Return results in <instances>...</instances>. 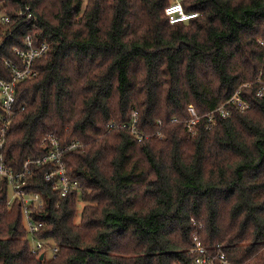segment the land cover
<instances>
[{
  "label": "trees",
  "instance_id": "1",
  "mask_svg": "<svg viewBox=\"0 0 264 264\" xmlns=\"http://www.w3.org/2000/svg\"><path fill=\"white\" fill-rule=\"evenodd\" d=\"M0 0V76L30 34L49 47L38 74L16 87L2 149L13 170L44 152L54 132L81 146L63 155L84 188L60 196L32 168L26 187L44 198L33 252L18 201L0 180V264H194L193 235L225 263L264 264V0ZM29 6L32 17H19ZM247 84V85H246ZM241 90L249 107L205 127L204 114ZM200 115L185 126L187 105ZM136 112L138 139L130 129ZM175 118V120H171ZM160 121V122H159ZM113 122L115 126L108 127ZM121 125V126H119ZM79 205L81 206L78 209ZM47 245L57 251L41 253Z\"/></svg>",
  "mask_w": 264,
  "mask_h": 264
},
{
  "label": "built area",
  "instance_id": "2",
  "mask_svg": "<svg viewBox=\"0 0 264 264\" xmlns=\"http://www.w3.org/2000/svg\"><path fill=\"white\" fill-rule=\"evenodd\" d=\"M164 11L170 23L187 20L197 14V12L185 11L181 0H171L166 5ZM17 14L19 17L25 19L32 17L29 6L20 8ZM7 21H9V16L0 10V22ZM48 47L47 41H38L30 34L25 35L23 44L13 47L15 57L6 58L4 61L9 70V77L0 76V180L6 182L8 192L10 191L12 194V198L7 199L8 206H11L15 201H18L21 205L23 221H25L24 223L28 230V237L31 241V250L33 252L43 249L46 242L34 235L42 226V221H37L33 217L32 210L41 207L44 203V198L41 193L26 187L27 179L33 173L32 168L46 163L52 164L45 172V178L53 183L54 187L59 191L60 196H66L68 193H76L78 196H81L84 189L76 178H72L68 174L63 161V155L66 151L81 146L78 140H72L62 145L59 137L54 132H48L41 140V144L45 148L42 154L36 157L26 158L17 170H13L4 162L2 149L7 139V131L12 119L22 108V106L16 105L15 94L17 84L24 79L32 78L38 74V69L35 66L36 59L44 55ZM256 80L259 86L255 94L258 96L263 95L264 76L260 74ZM249 105V100L243 96L240 89H237L225 102L204 114L206 118L205 127L214 124L217 119L216 117H228L230 115L229 106L242 111L249 107ZM187 109L190 117L185 120V126L189 133L193 135L196 133V125L200 120V115L195 111L192 104L187 105ZM171 120H175V118ZM136 122V112L133 111L131 122L129 124L124 123L123 126L130 125L132 133L138 139H141L142 134L136 127ZM114 126L115 123H108L109 128ZM192 238L193 245L190 248V252L195 254L194 264H214L216 259H221L222 263H225L226 260L223 253L216 254L209 252L196 234ZM47 246L50 248L51 255L57 251L56 246ZM41 254L46 256L45 250Z\"/></svg>",
  "mask_w": 264,
  "mask_h": 264
},
{
  "label": "rangeland",
  "instance_id": "3",
  "mask_svg": "<svg viewBox=\"0 0 264 264\" xmlns=\"http://www.w3.org/2000/svg\"><path fill=\"white\" fill-rule=\"evenodd\" d=\"M8 198H12V194H11V192L9 191L8 192ZM80 205H79V207H78V209H80ZM25 221H23V223H24ZM25 224V223H24ZM47 247V249H45V252H46V257H50V255H51V252H50V248L48 247V246H46Z\"/></svg>",
  "mask_w": 264,
  "mask_h": 264
},
{
  "label": "water",
  "instance_id": "4",
  "mask_svg": "<svg viewBox=\"0 0 264 264\" xmlns=\"http://www.w3.org/2000/svg\"><path fill=\"white\" fill-rule=\"evenodd\" d=\"M40 258H42V254L40 255Z\"/></svg>",
  "mask_w": 264,
  "mask_h": 264
}]
</instances>
